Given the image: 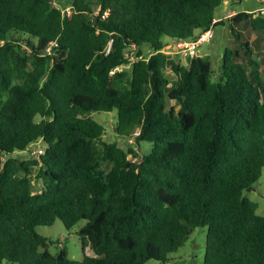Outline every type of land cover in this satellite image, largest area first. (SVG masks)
<instances>
[{
  "label": "trees",
  "instance_id": "16d2710c",
  "mask_svg": "<svg viewBox=\"0 0 264 264\" xmlns=\"http://www.w3.org/2000/svg\"><path fill=\"white\" fill-rule=\"evenodd\" d=\"M55 2L0 0V261L166 263L202 226V264H264V215L245 194L264 169V13L213 24L224 0ZM227 22L238 47L218 73L165 51L164 37ZM115 108V132L135 149L105 141L91 115ZM39 140L44 153L23 156ZM143 142L152 148L140 155ZM57 219L85 220L95 255L49 251L39 227Z\"/></svg>",
  "mask_w": 264,
  "mask_h": 264
},
{
  "label": "rangeland",
  "instance_id": "374dc122",
  "mask_svg": "<svg viewBox=\"0 0 264 264\" xmlns=\"http://www.w3.org/2000/svg\"><path fill=\"white\" fill-rule=\"evenodd\" d=\"M263 0H242L233 2V0H224V3L217 9V16H226L230 14L234 15L236 12L243 10H253L255 13H258L257 9L262 7ZM55 4L60 8L64 9L67 4V0H56ZM69 9L65 8L64 10ZM232 12V13H231ZM212 36L209 41H205L197 49V56H201L205 59H210L215 70V73L220 71L222 64V58L225 52V48H236L238 47V41L235 36L232 34L229 23L226 24H217L212 27ZM242 38L245 40L253 41L254 33L250 31L248 27H242ZM164 42L167 44L165 51L181 64L187 65L190 63V58H184L179 53H177L176 41L168 37H164ZM147 54L150 53L148 46H143ZM258 51V50H257ZM263 51V49H262ZM261 51V52H262ZM256 59H260L258 54H255ZM126 69L130 70L131 66H125ZM166 76L170 81L175 80V76L172 72L167 71ZM217 77V74H215ZM94 119L102 123L106 132L103 136V139L107 142L116 141L123 149L127 150L129 147L134 148L137 144L135 140L132 142L131 137H121L118 136L115 132V125L117 122V109L112 111H98L91 114ZM152 143L143 142L141 145L140 155L147 153L151 150ZM135 149V148H134ZM23 156L27 157H36L38 155L32 154L30 151L23 153ZM33 175V180H35V188L40 189L41 185L36 182L35 175L37 169L35 168ZM245 194L259 204L257 210L258 214L264 215V169L260 179L254 184V187L250 191H246ZM85 220H81L74 227L68 229L65 227L63 222L60 219H57L55 223L51 226H40L39 231L53 240L55 243L48 246L49 251L53 254H56L60 248L64 247L69 257L81 260L84 255H95L91 245H84V242L79 234V229L85 224ZM208 228L207 227H196L191 233L188 240L185 242V245L179 248L176 252L172 253L168 258L166 263L160 261L152 260L147 264H202L204 261L205 251H206V237H207ZM0 264H19L17 262H10L7 260L0 261Z\"/></svg>",
  "mask_w": 264,
  "mask_h": 264
},
{
  "label": "built area",
  "instance_id": "2783aa9c",
  "mask_svg": "<svg viewBox=\"0 0 264 264\" xmlns=\"http://www.w3.org/2000/svg\"><path fill=\"white\" fill-rule=\"evenodd\" d=\"M66 10L69 11V9H66ZM257 11L264 13V6L258 8ZM229 16H232V14H230ZM222 18H226V16L214 18L213 24L217 23ZM212 33L213 31L211 28L208 31L200 33L196 38L178 40L176 41V45L174 47L176 48L177 53H179L184 58H190V57L197 56L198 47L202 45L205 41H209L210 37L212 36ZM139 133H140L139 130H137L134 134L138 135ZM133 139L134 138L131 137L132 142L134 141ZM26 151H30L32 154L40 156L41 154L44 153L45 146L43 145V142L39 140L33 143Z\"/></svg>",
  "mask_w": 264,
  "mask_h": 264
},
{
  "label": "crops",
  "instance_id": "0c3cea01",
  "mask_svg": "<svg viewBox=\"0 0 264 264\" xmlns=\"http://www.w3.org/2000/svg\"><path fill=\"white\" fill-rule=\"evenodd\" d=\"M234 11L237 12L236 10H233V12H234ZM231 13H232V12H231ZM218 17H225V16H218Z\"/></svg>",
  "mask_w": 264,
  "mask_h": 264
}]
</instances>
